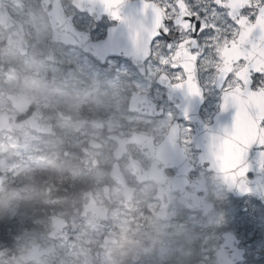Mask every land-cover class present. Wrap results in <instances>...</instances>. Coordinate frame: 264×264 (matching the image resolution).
Here are the masks:
<instances>
[{"label":"flooded vegetation","instance_id":"af4514ba","mask_svg":"<svg viewBox=\"0 0 264 264\" xmlns=\"http://www.w3.org/2000/svg\"><path fill=\"white\" fill-rule=\"evenodd\" d=\"M57 2L74 16L79 29H85L80 22L88 17L89 27L94 26L89 30L93 37L104 38L111 25L108 17L96 22L78 10L75 0H0V30L5 41L8 29L1 22H16L28 35L30 12L40 10L49 18ZM205 89L202 116L210 128L208 141L199 144L195 140L196 127L181 122V143L192 165L189 174L185 173L189 163L183 159L172 166V160H177L176 148L163 149L174 123L163 134V116L149 117L140 112L146 122L127 124L111 121L112 109L94 113L85 110L69 120L58 114L59 109L44 110L59 135L65 136L66 144L60 151L63 160L76 169V181L69 183L71 170L67 169L64 189L58 195L53 188L39 201H21L17 215H0V253L4 254L0 264L3 260L4 264H214L215 248L209 240L198 239L199 229L190 221L191 215H206L219 208V202L210 197L212 183L218 182L230 192L228 205L222 210L241 208L251 197L258 202L261 199L256 195L237 196L206 164H199L203 152L199 147L209 146L212 136L231 128L238 111L233 106L223 107L219 88L206 85ZM151 96L159 109L163 108V88L157 86ZM75 129L78 131L73 140ZM189 129L191 135L187 137L185 130ZM144 136L153 138L152 147H146ZM237 147L227 141L225 150L231 154ZM251 154L259 155L256 150ZM255 169L259 171L258 163ZM248 177L254 179L256 174ZM201 198L206 205H213L212 211L196 208ZM171 215H180L182 225L178 229L183 232L167 241L163 240V219ZM176 231L172 230L173 234ZM237 235L247 246L246 239Z\"/></svg>","mask_w":264,"mask_h":264},{"label":"rangeland","instance_id":"374dc122","mask_svg":"<svg viewBox=\"0 0 264 264\" xmlns=\"http://www.w3.org/2000/svg\"><path fill=\"white\" fill-rule=\"evenodd\" d=\"M28 16V37L32 47L28 55H22L19 50L6 43V36L0 30V113L4 110L16 112L7 96L9 93H16L41 98L49 110L66 108L78 115L85 109L91 113L112 109L111 121L143 123L139 116L129 114L128 102L134 90L156 92V78L149 74L142 77L134 65L123 58H113L107 65L99 64L80 49L56 42L50 20L40 10H33ZM89 23L88 17H83L80 25L91 30L90 27L94 26L89 27ZM106 25L104 23L105 28ZM52 51L55 53V62L47 60V55ZM208 78V74L203 73L205 85H208ZM163 101L168 102L164 89ZM170 110V114L163 119V132L175 114L173 108ZM77 131L73 130V140ZM190 135L189 129L186 136ZM65 144L64 134L49 138L29 130L14 134L0 133V215H17L21 201L31 199L27 180L34 179L36 172L46 168L51 162L40 158L38 154H47L54 160L61 159L63 153L60 149ZM14 185L21 186L29 194H23ZM55 187L52 180L46 182L45 192L49 194ZM229 195L227 188L218 182L212 183L210 197L219 202V208L206 215L201 213L190 216L191 223L199 229L198 239L209 240L211 247L217 250L223 233L230 230L246 239L250 255L258 259L263 257L261 246H264V204L251 197L241 208L222 210L228 205ZM171 216L172 218L163 219V240L167 241L177 239V233L183 232L178 229L182 225L178 221L180 215ZM174 229L177 231L173 234ZM90 258L91 254H88V259ZM4 263L5 260L1 264ZM214 264H219L217 258Z\"/></svg>","mask_w":264,"mask_h":264},{"label":"snow or ice","instance_id":"6c2138e0","mask_svg":"<svg viewBox=\"0 0 264 264\" xmlns=\"http://www.w3.org/2000/svg\"><path fill=\"white\" fill-rule=\"evenodd\" d=\"M126 2L99 0L104 13L128 23L134 33L132 54L149 65L152 78L203 98L199 77L207 73L208 86L223 93V107L238 110L234 125L211 137L207 159H201L210 171L230 173V189L264 200V191H254L247 175L256 150L264 177V0H142L143 14L151 10L150 26L125 17ZM93 47L102 53H89L105 63L118 50L111 38ZM227 141L238 145L231 154L225 150Z\"/></svg>","mask_w":264,"mask_h":264},{"label":"water","instance_id":"95a60500","mask_svg":"<svg viewBox=\"0 0 264 264\" xmlns=\"http://www.w3.org/2000/svg\"><path fill=\"white\" fill-rule=\"evenodd\" d=\"M81 3H82L81 0H77L78 6L82 7ZM85 8H88V11L91 12L92 15H94L97 18V20H100L101 17L98 16H101V14H107L103 12V5L99 3V0H88V3L87 5H85ZM142 9H143L142 0H138V1L127 0L125 5L123 6L122 14L125 17L132 18L136 22L143 21V23L146 26H150L152 20L151 10H149L148 15L145 16L142 12ZM50 18H51V23L53 25L55 40L67 44H73L79 46L88 53L89 51H92L94 53L95 52L102 53L101 49L94 48L93 46L96 44H103L107 42L109 38H111L114 44L117 46L118 50L110 54L109 57L121 56L126 59H129L133 62V64L140 70V72L143 75H146L147 73L146 64L143 61L138 60L137 57L132 54L135 48L133 43L134 33L130 30L128 23H124L119 20H114L110 17L111 20L117 21L118 24L109 29L108 36L105 40L94 42L91 39L90 34L79 32L77 30V28L75 27L72 21V17H67V14L60 2H58L55 8L50 12ZM9 24L12 25V23ZM13 43L16 47H18L21 50L23 54H27L29 52V43L25 38V32L21 31L20 34L18 35L17 40H15ZM48 60L54 61L53 53L48 55ZM159 83H161L160 80ZM161 84L169 90V97L173 102L176 103L177 108L180 111L181 118H188L194 122L196 121L202 122L201 108L204 103V94H203V98L199 96L193 97L187 94L186 89H174L170 87L168 83H161ZM9 98L12 100L14 106L19 110L20 114H11L8 111H5L3 114H0V132L3 131L15 132L16 130H23L25 127H29L32 130L40 133L56 134V131H53V126L51 124H44L43 116L36 113V111L41 108V100L36 98H28L26 96H17V95H10ZM131 107L134 110H138L140 108H146L147 112L153 114L154 110L156 109V104L149 99V96L147 94L140 95L138 93H135L131 101ZM186 110H187V116H185ZM159 114H162V111ZM170 136L178 139V124L173 128ZM207 156H208L207 153L202 155V157H204L205 159H207ZM252 157L253 159H256L257 156H252ZM217 173L222 180L230 183V179L226 177L224 174H222V172L218 171ZM256 181L258 180L257 179L253 180L252 187L254 191H256L257 193L264 191V186L260 185V183L256 184ZM237 194L243 196L238 192ZM210 208L211 206H209L207 210H209ZM224 237L226 238V242L222 245V248L218 251V256L220 258L221 263L237 264L238 262L245 260L244 249H239L243 253V258H241V255L238 254L237 248L240 241L235 240V235L232 233H226ZM230 242H232L233 244L235 253L228 255L227 252L223 249L224 247L231 245Z\"/></svg>","mask_w":264,"mask_h":264},{"label":"trees","instance_id":"16d2710c","mask_svg":"<svg viewBox=\"0 0 264 264\" xmlns=\"http://www.w3.org/2000/svg\"><path fill=\"white\" fill-rule=\"evenodd\" d=\"M61 172H62V170L59 169V167H56L54 169L53 174H54V178L56 179V181L61 178ZM40 178H41V180H43V177H40Z\"/></svg>","mask_w":264,"mask_h":264}]
</instances>
